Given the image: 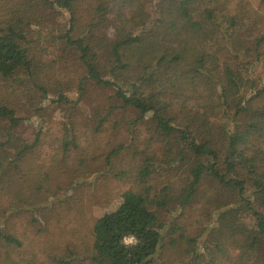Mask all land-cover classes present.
I'll return each instance as SVG.
<instances>
[{
	"label": "trees",
	"instance_id": "1",
	"mask_svg": "<svg viewBox=\"0 0 264 264\" xmlns=\"http://www.w3.org/2000/svg\"><path fill=\"white\" fill-rule=\"evenodd\" d=\"M78 1L0 0V82L27 79L42 102L48 97L49 90L38 85L41 67L31 47L32 35L40 38L35 12L48 6L69 14V28L53 39L75 51L87 73L73 107L90 82L114 92L108 108L82 122L84 131L69 113L50 170L65 169L69 181L75 176L68 189L89 180L93 155L82 139L99 135L120 111L135 113L124 122L132 141L137 127L146 126L164 145L161 158L139 151V167L114 174L135 178L138 190L96 220L87 264H165L157 256L180 243L192 256L188 264H264V77L247 78L241 69L244 62L262 64L264 0H111L98 7L88 31L74 36ZM64 101L59 95L53 102ZM24 120L0 105V264H9L24 245L11 223L19 205H37L51 179L44 165L28 164L44 144V132L29 140L20 131ZM128 147L122 142L105 153L107 174ZM179 165L188 167V176L178 193L172 185L158 190L155 174L177 173ZM188 211L207 215V226L194 236L180 227L173 237L172 228ZM128 238L136 242L127 244ZM71 248L64 245L66 256L56 255L51 264H71Z\"/></svg>",
	"mask_w": 264,
	"mask_h": 264
},
{
	"label": "rangeland",
	"instance_id": "2",
	"mask_svg": "<svg viewBox=\"0 0 264 264\" xmlns=\"http://www.w3.org/2000/svg\"><path fill=\"white\" fill-rule=\"evenodd\" d=\"M110 1L79 0L75 9L77 20L74 36H81V33L88 31L89 25L98 18V7L103 4L110 5L108 4ZM35 15L39 24L34 30L39 32L37 37L40 38L37 39L34 33L31 47L33 58L41 67L38 73V85L46 87L50 93L42 102L43 94L34 85H28L27 79L21 84L0 82V105L14 108L17 115L25 119L20 131L24 132L29 140L34 139L38 130L43 128L44 144L30 155L28 164L30 167L44 165L51 179L42 189V196L37 205L20 204L17 211L21 208V212L12 218V226L22 237L24 245L21 250L12 252L9 264H28L35 260H43L46 264H51L56 255L66 256L64 245L72 247L74 257L70 258L72 259L71 264H87L96 220L105 212L115 209L127 197V193L138 190L135 178L122 179L114 174H120L121 167H128V169L139 167L142 163V158L137 156L139 151L153 152L161 158L164 145L157 141L158 138L152 134V131L148 132L146 126L137 127L132 141L124 122L133 119L135 113L120 111L109 118L99 135H90L89 139L83 137L82 147H87L93 155L89 164L94 174L89 180H81L80 183L75 181L74 190L68 189L69 183L75 180V176H71V181H69L70 177L64 171L65 169L58 167L56 170H50V167L54 166L52 157L56 152L55 147L58 146L57 141L62 137L63 125L68 121L67 116L72 112L71 116L75 117L77 129L84 131L82 122L87 121L94 110L100 107L108 108L114 92L95 82H90L86 85L84 100L75 109L73 106L79 98L77 93L79 82L87 76V73L78 54L66 47L61 40L53 39V35L58 36L60 31H66L69 28V14L60 9L52 10L48 6H42L37 8ZM110 17L112 18L113 15L111 14ZM261 30L264 31V23ZM241 67L247 78H263L264 56L259 66L254 63L247 66L244 62ZM59 95H64L68 102H53L58 99ZM41 104L44 111L38 113L37 109ZM116 121L121 123V127H114ZM151 139L153 141L149 143ZM88 142L96 143L95 147H90ZM122 142L129 145V150L114 161L112 173L107 174L105 153ZM187 176L188 167L179 165L177 173L169 170L162 175L155 174L154 177L158 190L166 185H172L178 193ZM37 193L38 191H35V194ZM206 211V214L210 213L208 209ZM35 213L37 216L40 215L36 225L32 223ZM207 220V215L201 216V213L188 211L186 217L179 219L177 225L172 228L177 233L173 237L178 238L182 233L180 227H184L185 235H197L205 229ZM77 244L79 248L75 250L73 246ZM183 245L180 243L177 248L167 247L156 259H164L165 264H188L192 256L185 254ZM3 264L7 263L3 261Z\"/></svg>",
	"mask_w": 264,
	"mask_h": 264
},
{
	"label": "built area",
	"instance_id": "3",
	"mask_svg": "<svg viewBox=\"0 0 264 264\" xmlns=\"http://www.w3.org/2000/svg\"><path fill=\"white\" fill-rule=\"evenodd\" d=\"M136 242V240L134 238H128L126 239V243L127 244H134Z\"/></svg>",
	"mask_w": 264,
	"mask_h": 264
}]
</instances>
